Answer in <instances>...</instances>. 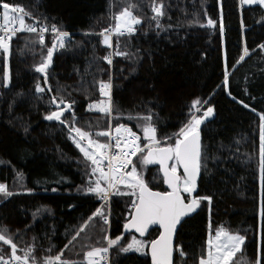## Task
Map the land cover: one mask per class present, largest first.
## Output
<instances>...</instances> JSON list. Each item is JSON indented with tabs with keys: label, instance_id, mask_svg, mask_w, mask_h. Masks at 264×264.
I'll list each match as a JSON object with an SVG mask.
<instances>
[{
	"label": "trees",
	"instance_id": "1",
	"mask_svg": "<svg viewBox=\"0 0 264 264\" xmlns=\"http://www.w3.org/2000/svg\"><path fill=\"white\" fill-rule=\"evenodd\" d=\"M129 2L139 6L135 14L142 24L132 37L119 38V50L134 56H113L108 65L101 58L110 50L98 34L114 23L109 4H113L111 11L117 12ZM152 2L0 0V5H20L39 22L73 33L64 49L57 47L54 51L48 69L52 92L49 94L46 88L42 95L45 101L57 94L74 101L76 124L86 131L89 125L93 133L109 127L107 116L88 110L90 103L102 98L94 81H107L109 74L117 110L112 114L111 126L128 125L142 136V144L147 141L138 127L143 120L135 119L137 115L155 113L152 123L157 138L163 141L186 121L187 105L193 99L206 100L205 108L212 106L214 115L201 125L207 171L202 168L195 197L212 199L202 200L181 224L175 248L179 245L186 255L180 257L175 250L174 264H198L206 253L210 226L213 231L222 226L246 237L243 250L231 264H253L259 258L264 264V189L259 167L260 114L264 113V48L259 46L264 45V5L242 4L241 0H163L166 14L161 19V30L149 23ZM221 13L223 33L219 31ZM209 18L217 25L201 27ZM25 22L31 24L33 20L26 17ZM54 40L55 36H47L40 45L31 43L37 41L33 34L13 37L7 57L11 75L8 87L3 85L5 56L0 51V120L5 118L8 125L6 154L0 153V183L14 193L0 198V227L10 230L20 249L35 237L37 260L63 249L62 259L83 262L90 246H107L102 239L105 233L100 230L102 221L89 222L72 244L69 241L101 201L77 190L87 184L90 165L86 167L83 154L66 128L43 119L55 109L38 100L41 94L34 91L37 81L45 87L42 74L34 67ZM116 44L115 37L113 51ZM245 47L249 55L240 61ZM225 70L227 87L223 84ZM65 117L71 120L67 112ZM25 126L28 134L24 133ZM137 167L150 188L167 191L159 166L148 165L142 170L140 165ZM184 195L189 199L188 194ZM110 207L107 235L115 238L122 234V244L126 245L135 235L125 233L123 228L130 214V198L114 196ZM158 234L154 228L147 238L153 240ZM0 254L7 259L8 246L0 243ZM110 254V264H151L148 253H120L114 247Z\"/></svg>",
	"mask_w": 264,
	"mask_h": 264
},
{
	"label": "snow or ice",
	"instance_id": "2",
	"mask_svg": "<svg viewBox=\"0 0 264 264\" xmlns=\"http://www.w3.org/2000/svg\"><path fill=\"white\" fill-rule=\"evenodd\" d=\"M242 4L264 5V0H241ZM2 7V23H0V51L5 56V64L3 69V85L8 87L11 75L7 63V57L11 53V41L18 32H26L35 34L37 41H31L32 44H44L45 33L49 30L55 34V40L51 47L46 50V55L41 54L40 62L34 67L36 73L42 74L45 87H42L37 81L34 85V91L37 99L49 106L50 110L43 116V119L49 122H56L66 128L69 133V138L83 154L86 162V167L90 165L89 178L86 185L81 186L77 190L94 195L98 201L103 203L95 208L92 214L84 221L79 230L75 232L69 244L80 236L84 228L94 219L102 221L101 232L105 233L102 236L103 241H106L107 246L96 247L90 246L89 250L84 253V261H71L62 259L63 249L59 254L47 255L37 260L35 256V237L32 238V243L25 248H18L14 242L10 230L6 227H0V243L8 246L10 254L5 259L3 254H0V264H108L110 249L116 248L120 253H136L147 254L150 252L151 264H173L174 252V236L177 232V226L181 224L185 217L194 213L199 207L202 200L211 201V196L193 197L188 199L184 194H191L197 188V180L201 176L202 168L207 171L204 164L203 148L201 144V125L205 124L208 118L214 115V108L208 104L206 100L197 97L187 105L186 121L176 133L167 140L174 142H162L157 138V129L152 123V117L155 113L149 112L148 115L140 117L137 115L135 119L143 120L142 124H138L141 128L143 138L147 141L141 146V137L132 130L128 125L117 123L113 130L111 119L113 112L117 111L112 101V77L109 74L107 81L100 80L98 82L100 100L94 101L88 105V110H94L104 114L109 118V127L103 131L93 133L91 125L89 130L77 126V117L73 111L74 101L69 102L60 95H51L50 99L44 100L43 95L47 88V92H52L51 85L48 84V69L52 64L53 53L57 49L66 47V39H70L68 32L62 31L56 25L47 26L43 22H39L31 12L25 11L20 5L3 3ZM138 5L129 2L126 6L121 7L117 12H112L113 4H109L110 19L114 23L109 27L102 29L98 34L102 37V44L107 48H113V37H116V50L103 56L101 59L112 64V57H125L132 59L134 54L130 51H121L119 45L120 37H132L136 34L137 29L142 24L140 16L135 12L138 10ZM153 15L149 18V23L154 24L156 29H163L161 19L165 16V4L163 0L156 3L155 0L149 5ZM31 18L33 23L25 22V18ZM217 21L209 18L206 25L201 27H214ZM219 31L224 32L222 13L219 19ZM264 48V45H260ZM249 55L247 47L244 48L243 55L239 60L243 61ZM239 63V61L237 62ZM102 71V70H101ZM134 71V69H133ZM223 84L228 85V72L225 70ZM17 95H23L17 93ZM15 103V100L13 101ZM244 104L243 101H240ZM248 107V105H244ZM11 107V105H10ZM255 111V109H253ZM68 113L71 120L65 117ZM133 119V117H129ZM260 145H259V160H260V180L262 189H264V113L260 114ZM24 133L28 134V126L24 127ZM94 136L96 138H94ZM100 137L107 138L109 142L102 143ZM222 147V145H221ZM139 154V155H138ZM133 157H137V161H133ZM137 163L141 170L153 164L159 165V172L162 173L163 183L167 185V191H153L148 186L143 178L142 171H138ZM182 170L183 174H180ZM123 186L127 191H121ZM30 191V190H29ZM55 191V189H53ZM14 193L8 189L4 183H0V198L13 196ZM114 196H128L130 198V214L127 222L123 225L125 230H135L142 237L137 239L135 236L125 245L122 244V234L115 238L107 235V228L110 224L109 217L111 215V200ZM187 201V202H186ZM39 212V209H37ZM264 215V207L261 209ZM33 213V218H35ZM151 225H159L162 229L158 237L153 240L143 239L144 234L148 232ZM246 237L240 234H233L224 228L216 231L215 241L209 239L206 256L202 255L199 258L198 264H230L233 256L240 250ZM68 247V244L64 246ZM175 250L180 257L186 254L176 245ZM51 252V248L47 250ZM18 252L22 254H18ZM253 264H260L257 259Z\"/></svg>",
	"mask_w": 264,
	"mask_h": 264
},
{
	"label": "rangeland",
	"instance_id": "3",
	"mask_svg": "<svg viewBox=\"0 0 264 264\" xmlns=\"http://www.w3.org/2000/svg\"><path fill=\"white\" fill-rule=\"evenodd\" d=\"M0 16L2 17V10L0 11ZM113 129L115 128V127H112ZM7 133H8V125H7V122H6V120H5V118H2L1 120H0V153L1 154H6V144H7V140H6V138H7ZM100 139V141L102 142V143H104L105 141V138L103 139V138H99ZM169 140H163V141H161L162 142V144H164L165 142H168ZM109 142V141H108ZM137 159V158H136ZM137 161V160H136ZM135 161V162H136ZM139 164L137 163V166H138ZM137 169H138V167H137ZM139 171V170H138ZM121 187V191H127V189H125L123 186H120ZM222 226H220V227H218L216 230H214L213 231V229L211 228V226H210V230H209V233H208V237H207V242H206V253H207V248H208V241H209V239H212L213 241H215V235H216V231L218 230V229H220ZM222 228H224V227H222ZM225 229V228H224ZM231 233V232H230ZM233 234H236V233H233ZM133 236H135L137 239H141L142 237H139V236H137V235H133ZM132 236V237H133ZM131 237V238H132ZM143 239H145V240H149L147 237L146 238H143ZM131 240V239H130ZM245 242V241H244ZM243 248H244V243L241 245V247H240V250L239 251H237L236 253H235V255L233 256V258H232V260L235 258V256H236V254L237 253H239V252H241L242 250H243ZM131 252H135V251H131ZM146 252L148 253V250H146ZM206 253H205V256H206ZM139 254H143V253H139ZM231 260V261H232ZM259 260H260V258H259ZM231 261H230V264H231Z\"/></svg>",
	"mask_w": 264,
	"mask_h": 264
},
{
	"label": "water",
	"instance_id": "4",
	"mask_svg": "<svg viewBox=\"0 0 264 264\" xmlns=\"http://www.w3.org/2000/svg\"><path fill=\"white\" fill-rule=\"evenodd\" d=\"M248 5H249V4H248ZM251 5H256V4H251ZM201 144H202V135H201ZM162 146H163V144H162ZM153 165H157V166H159L158 164H153ZM161 174H162V173H161ZM180 174H183V173H182V170H181ZM199 178H200V177H199ZM199 178H198V180H199ZM198 180H197V184H198ZM165 186H166V188H167V185H166V184H165ZM152 190H153V189H152ZM167 190H168V188H167ZM153 191H160V190H153ZM196 191H197V188H196V190L191 194V196L189 197V199L195 197V193H196ZM186 202H187V201H186ZM190 215H191V214H190ZM190 215H189V216H190ZM186 218H187V217H185V218L182 220L181 224L184 222V220H185ZM181 224H179V225L177 226V232H176V234H175V236H174V252H175L176 238H177L178 230H179ZM154 228H157V229L159 230V233H160V231H162V229L159 227V225H151V226L149 227L148 232H146V233L144 234V237H143V238L148 237L149 234H150V232H151ZM124 232H125V233H134L135 235L141 237L139 233H136V232H135V230H125V229H124ZM158 235H159V234H158ZM157 237H158V236H157ZM157 237H156V238H157ZM156 238H155V239H156ZM174 252H173V264H174ZM148 255H149V257H150V261H151V255H150V252H148Z\"/></svg>",
	"mask_w": 264,
	"mask_h": 264
},
{
	"label": "built area",
	"instance_id": "5",
	"mask_svg": "<svg viewBox=\"0 0 264 264\" xmlns=\"http://www.w3.org/2000/svg\"><path fill=\"white\" fill-rule=\"evenodd\" d=\"M2 22H3V21H2V17L0 16V23H2ZM49 27H50V26H49ZM57 28H59V27H57ZM62 31H63V30H62ZM65 32H68V31H65ZM21 33H26V32H18L17 35H18V34H21ZM68 33L70 34V39H71L73 33H72V32H68ZM0 34H2V33H0ZM28 34H29V33H28ZM33 35H35V34H33ZM44 35H45V38H46L47 36H51V35H52V36H55V34L52 33L50 30H49L48 32H46ZM70 39H66L65 43H66L67 41H69ZM114 39H115V37H113V45H114ZM109 50H110V53L113 52V48H109ZM112 62H113V57H112ZM102 98H103V97H102ZM102 98H101V99H102ZM113 130H114V129H113ZM137 135H139V134H137ZM139 136L141 137L140 144H141V146H143L144 144H142V136H141V135H139ZM146 143H147V142H146ZM146 143H145V144H146ZM138 155H139V154H138ZM135 158H136V157H133V161L135 160ZM102 203H103V202L101 201V202H100V205H101ZM100 205H99V206H100ZM109 220H110V217H109ZM110 257H111V254L109 253L108 264H110ZM101 264H104V262L102 261Z\"/></svg>",
	"mask_w": 264,
	"mask_h": 264
}]
</instances>
